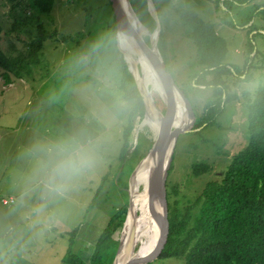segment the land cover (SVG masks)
I'll use <instances>...</instances> for the list:
<instances>
[{"label":"rangeland","instance_id":"374dc122","mask_svg":"<svg viewBox=\"0 0 264 264\" xmlns=\"http://www.w3.org/2000/svg\"><path fill=\"white\" fill-rule=\"evenodd\" d=\"M27 1L0 0V50L13 62L9 84L0 67V264H71L67 256L87 260L111 213L128 205L152 133L141 125L143 113L134 111L131 146L119 158L122 127L134 99H125L118 86L123 57L109 0H52L48 12H37ZM128 1L147 42L156 28L153 13L161 10L164 58L179 87H187L197 64L194 45L175 11L178 6L210 21L226 41L223 60L245 71L240 77L224 76L233 96L222 104L216 121L175 138L165 188L181 204L207 179L217 178L246 144L244 102L264 80V65L252 67L246 57L249 42L251 54L256 52L252 62L264 55V0H227L226 8L215 7L212 0H172L169 5L162 0L157 5L152 0ZM38 33H44L40 47L30 50ZM186 90L198 112L205 99H216L207 87ZM151 95L162 113L163 101L153 89ZM80 134L102 140L99 162L57 190L41 167L46 159L42 149ZM193 162L206 163L207 171L192 174ZM116 247L103 241L99 264L112 261ZM158 255L140 264H183L180 257Z\"/></svg>","mask_w":264,"mask_h":264},{"label":"trees","instance_id":"16d2710c","mask_svg":"<svg viewBox=\"0 0 264 264\" xmlns=\"http://www.w3.org/2000/svg\"><path fill=\"white\" fill-rule=\"evenodd\" d=\"M9 1L18 3L24 0ZM152 1L157 5V0ZM162 1L169 5L172 0ZM243 1L245 0H240ZM212 2L215 7L220 4L226 8L227 0ZM26 4L37 12H48L52 0H28ZM175 11L178 19L185 24L186 34L191 38L196 53L197 67L190 74L187 87L180 86L190 101L194 113L192 127L195 128L216 121L215 117L222 110V104L231 100L233 93L227 92L224 76L234 74L240 77L245 71H239L223 60L226 41L215 31L210 21L182 6L176 7ZM156 14L159 20L157 49L165 68L171 73L164 58L162 13L158 7ZM151 19L154 24V17ZM43 36L44 33L35 35L36 41L30 50L40 47ZM252 47L253 44L249 42L246 62L248 60V65L251 64L252 67L264 65V55L258 57L255 63L252 62L256 53L251 54ZM12 66L11 59L0 50L1 75L5 83L11 80L7 73ZM122 66L123 77L118 86L122 96L125 99H134V102L127 111V122L122 127L120 159L131 146V117L134 111L139 115L143 113L141 97L123 59ZM14 74L18 76V73ZM205 87L211 89L210 95L216 96V99H205L198 112L186 88L197 90ZM244 104L248 132L246 144L232 154L217 178L207 179L191 199H185L181 204L178 199H170L169 191L165 188L167 234L159 257H180L183 264H264V80L255 87L253 95L247 97ZM135 147L136 145L130 157L135 153ZM207 169L208 165L204 162L191 164L192 174ZM126 207L125 202L111 213L87 260L72 255L66 257L67 261L71 264H99L102 259V242L108 240L117 246ZM110 262L111 260L108 264Z\"/></svg>","mask_w":264,"mask_h":264},{"label":"water","instance_id":"95a60500","mask_svg":"<svg viewBox=\"0 0 264 264\" xmlns=\"http://www.w3.org/2000/svg\"><path fill=\"white\" fill-rule=\"evenodd\" d=\"M110 6L113 12V19L115 24V30L116 32L118 30H121L126 33H130L134 36L135 40L137 41L140 49L154 68L156 75L163 87V90L165 92L166 98L164 103V111L160 115V123L159 128L157 131V135L155 140L151 143L149 150L147 153L152 157V167L149 171L148 175V183H147V193L150 200V203L152 205L153 209V215L157 221L158 225V237L156 244L146 254L143 255H136L131 254L127 257L122 258V260L118 264H140L143 263L152 257L156 256L157 253L161 250V247L164 243V240L166 238L167 234V207H166V198H165V174L167 172V166L171 159V152L173 149V145L175 142V138L178 133L184 132L190 129H193L192 125L194 122V113L190 104V101L188 98L184 95L181 88L178 86V84L175 82L174 78L172 77L171 73L165 68V63L157 49V45L154 41L145 42L141 34L137 33L135 29L132 26V23L130 22L127 12L134 14V11L132 10L129 1L123 0L124 7L121 4V1L119 0H109ZM155 25L156 28L154 29L155 37H157L158 30H159V20L156 14V11L153 13ZM117 44V48L122 53L123 60L126 63V67L130 74L133 77V80L135 82L136 88L138 90V93L141 97V101L143 104V117L147 110L148 100L147 96L142 92V90L138 87L136 80L134 79L133 72L129 70V67L127 65L126 59L123 56L124 51L121 49ZM175 93L178 95V98L181 99L185 111L188 117V121L182 126V127H170L171 126V113H172V106L173 101H175ZM170 144V151L167 156L166 162L163 165V154L164 151L169 143ZM135 167L133 168L131 175L134 171ZM156 203V206L154 204ZM130 205V198L128 196V205L126 208L125 216L122 221L121 229L123 227V223L127 217L128 210ZM120 239L118 240L117 249L119 246ZM131 242H132V231H129L126 241V247L124 252L128 253L131 249ZM117 249L115 251V254L113 256V259L110 264L113 263Z\"/></svg>","mask_w":264,"mask_h":264},{"label":"bare ground","instance_id":"6f19581e","mask_svg":"<svg viewBox=\"0 0 264 264\" xmlns=\"http://www.w3.org/2000/svg\"><path fill=\"white\" fill-rule=\"evenodd\" d=\"M119 1H121L122 6L124 7L123 0ZM127 16L135 31L142 36L143 28L135 13L131 14L127 12ZM117 36L119 41L118 45L124 51L123 56L126 59L129 70L133 72L134 79L136 80L138 87L147 96V110L144 117H142L141 125H147L149 127L152 133L150 139L152 143L157 135L161 113L158 111L155 105L156 102L154 103L153 101L151 91L152 89L156 91L162 101H165L166 95L154 68L140 49L134 36L121 30L117 31ZM148 36L150 41H154V32L149 33ZM145 42L147 41L145 40ZM187 121L188 117L185 107L181 99L178 98V95L175 93V101H173L172 106L170 127H182ZM170 144L171 142L169 141L164 151L162 162L163 165L166 162L167 156L169 154ZM152 162V157L147 153L146 160L142 165H140L137 174L135 175L133 188L130 190L131 204L129 207V212L123 223L120 235V245L112 264H118L122 258L131 254H146L151 251L152 244H156L158 237V225L153 215L152 205L147 193L148 175L152 167ZM139 185L141 187H139ZM154 204L156 206L155 202ZM129 231H132L131 249L128 253H125L124 250L126 247Z\"/></svg>","mask_w":264,"mask_h":264},{"label":"clouds","instance_id":"9594fccd","mask_svg":"<svg viewBox=\"0 0 264 264\" xmlns=\"http://www.w3.org/2000/svg\"><path fill=\"white\" fill-rule=\"evenodd\" d=\"M101 149V139L85 134L61 137L46 145L41 167L50 186L62 189L91 171L99 162Z\"/></svg>","mask_w":264,"mask_h":264},{"label":"built area","instance_id":"2783aa9c","mask_svg":"<svg viewBox=\"0 0 264 264\" xmlns=\"http://www.w3.org/2000/svg\"><path fill=\"white\" fill-rule=\"evenodd\" d=\"M12 200V198H9V201H11ZM3 201H5V199H3Z\"/></svg>","mask_w":264,"mask_h":264},{"label":"crops","instance_id":"0c3cea01","mask_svg":"<svg viewBox=\"0 0 264 264\" xmlns=\"http://www.w3.org/2000/svg\"><path fill=\"white\" fill-rule=\"evenodd\" d=\"M7 84H9V83H7Z\"/></svg>","mask_w":264,"mask_h":264}]
</instances>
